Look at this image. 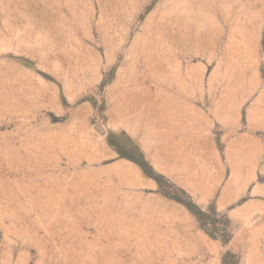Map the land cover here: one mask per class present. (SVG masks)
Returning <instances> with one entry per match:
<instances>
[{"label":"rangeland","instance_id":"1","mask_svg":"<svg viewBox=\"0 0 264 264\" xmlns=\"http://www.w3.org/2000/svg\"><path fill=\"white\" fill-rule=\"evenodd\" d=\"M0 264H264V0H0Z\"/></svg>","mask_w":264,"mask_h":264},{"label":"snow or ice","instance_id":"2","mask_svg":"<svg viewBox=\"0 0 264 264\" xmlns=\"http://www.w3.org/2000/svg\"><path fill=\"white\" fill-rule=\"evenodd\" d=\"M101 96L104 95V84L99 85L98 89ZM105 119H107L105 117ZM109 140L114 145V147L118 151H122L125 147L131 146L132 148H136V142L133 139V137L127 132V130L122 126H109ZM198 215L201 216L202 219H204V213L201 211H198ZM213 223L215 224L216 221L214 220ZM226 223V222H225Z\"/></svg>","mask_w":264,"mask_h":264}]
</instances>
